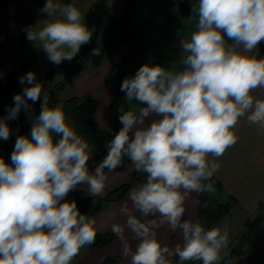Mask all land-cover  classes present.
<instances>
[{
  "label": "clouds",
  "instance_id": "obj_1",
  "mask_svg": "<svg viewBox=\"0 0 264 264\" xmlns=\"http://www.w3.org/2000/svg\"><path fill=\"white\" fill-rule=\"evenodd\" d=\"M39 11L47 14L43 26L23 31L50 62L71 61L90 42L92 30L74 5L46 0ZM192 13L198 22L190 37L180 40L182 70L149 63L123 80L125 100L144 106L120 115L122 127L106 143L107 155L94 172L89 171L90 145L68 123L63 105L49 107L48 92L33 71L20 77L28 86L0 118V139H9L8 121L29 111V101L43 96V102L30 134L17 137L11 163L0 158V264H72L95 242L96 221L65 198L81 184L88 185L90 195H101L107 173L122 166L125 156L146 181L129 196L140 218L125 204L119 209L125 223L111 225L122 255L130 264H172V257L178 264H220L229 233L182 219L184 205L192 192L214 191L216 160L237 143L241 118L264 133V99L252 95L264 88V57L258 58L264 0H198ZM91 55L100 56V49ZM153 115L161 118L146 125ZM165 224L182 235L174 248L157 239L156 230ZM126 231L138 241L135 249Z\"/></svg>",
  "mask_w": 264,
  "mask_h": 264
},
{
  "label": "crops",
  "instance_id": "obj_2",
  "mask_svg": "<svg viewBox=\"0 0 264 264\" xmlns=\"http://www.w3.org/2000/svg\"><path fill=\"white\" fill-rule=\"evenodd\" d=\"M60 2L64 4L63 0H60ZM126 2L127 0H71L69 2L81 11L83 17H86L85 13L88 17L89 29L92 30V36L90 42L85 44L86 46L96 43L107 36L108 28L122 15ZM45 3L46 0H6V4L0 6V9L3 8L2 19H0V51L11 45L19 33H23V29L26 26L33 25L37 27V22L47 16L46 13L39 11ZM183 3L189 7H193L198 3V0H137L133 14V25L136 34L131 41L126 42L111 58L104 60L99 67L90 66L72 75L47 77L51 80H57L58 84L63 85L60 89H56L59 92H63L66 89L67 83H73L77 90L70 97L78 96L81 99L88 97L96 98L99 92L109 89L115 98L113 99V96L111 98L105 96V99L108 97L107 102L110 104L109 111H101L102 101L96 98L98 100V107L93 116V125L96 129L100 130H108L115 127L119 122L124 105L119 106L117 109L111 107L112 102L121 95L119 87L111 80V69L116 63L127 58L134 60L137 69L136 59H138L131 54L122 55V58H116V56L128 52L129 43H133L134 47L139 49L138 52L135 49L136 53L142 52L147 58L145 62L140 63L142 66L144 64H151L153 61H159L160 65L166 69L173 71L182 70L183 65L180 63V59L183 52L180 40L189 38L191 33L196 30L198 22V19L193 15H180L179 9ZM84 46H81V48ZM10 61L7 60L5 62L6 67H8ZM87 65L89 64L87 63ZM1 67L3 68L4 66L2 65ZM138 67L140 68L141 66ZM252 95L255 98L264 99V88L254 90ZM8 96L10 94L4 93L0 98V102ZM36 104H33L30 111L31 118L29 119H32L34 115ZM143 106L139 104L137 109L131 110L129 108V110L138 113L139 109ZM159 118L161 117L149 116L146 118L145 124L150 125L153 119ZM67 121L75 129L69 117H67ZM235 131L239 139L233 147L226 150L223 156L217 158L216 162L220 164V168L215 173V176L222 183L220 189H224L228 196L232 195L237 199L238 203L233 205L232 210L241 209L245 213L254 214L264 208V133L259 130L257 125H250L246 117L240 119ZM103 152H108L106 144L101 147L90 146V156L94 155V158L90 157L89 159V162L93 165L89 169L90 172H94V165ZM134 170V165L130 161L113 172L107 173L108 179L105 188L115 178L123 179L126 177L129 180L124 183L131 185V189L126 195L128 196L132 188L136 186L133 177ZM105 171L107 172V170ZM77 187H80L89 194L87 184H81ZM106 189L109 192L111 191V188ZM184 206V220H188V212H190L192 222L198 221L200 193H190ZM152 218L149 217V219ZM162 227L163 225L156 230L157 233L163 230ZM179 234H181L179 231H172L168 237L165 236L163 245H175L176 242L174 240L177 239ZM160 236V234H157V239L162 243ZM76 258L77 256L73 260L77 263ZM231 264H264V238L257 241L250 238L245 244L236 248L235 254L232 255Z\"/></svg>",
  "mask_w": 264,
  "mask_h": 264
},
{
  "label": "trees",
  "instance_id": "obj_3",
  "mask_svg": "<svg viewBox=\"0 0 264 264\" xmlns=\"http://www.w3.org/2000/svg\"><path fill=\"white\" fill-rule=\"evenodd\" d=\"M70 1L71 0H63V3L68 4ZM5 4L6 0H0V6H4ZM136 4L137 0H127L122 15L108 28L107 36L96 43H92L86 46V49L90 53L94 48L98 47L101 52L100 56H92V61L89 65H87V62L83 57L75 56L71 61L65 60L62 61L59 65L54 66L48 76L53 77L56 75L77 74L90 66L99 67L104 60L111 58L118 49H120L126 42L131 41L135 37L136 32L133 25V14ZM179 13L181 16L193 15L194 17H196L195 14L192 13V7H189L184 3L180 6ZM196 18L198 19V17ZM23 36L24 33H19L18 39H22ZM228 43H231V41H228ZM259 57H264V48H258V58ZM151 64H160V62L153 61ZM136 71L137 69L134 60L131 58L124 59L116 63L112 67L110 74L111 80L115 84H117L120 89L123 80L126 77H130V75ZM57 86L60 89L63 85L58 84ZM48 95L49 107H54L59 103V100L55 96H53L52 94ZM125 95L126 94L124 92H121L120 97L112 102L111 107L117 109L119 106L124 105L123 112L129 111V102L125 100ZM42 102L43 96L36 104L32 119H27L22 113H19L17 119H19L24 124V135L30 134L32 121L36 116L39 115ZM62 105L63 111L65 112L66 116L69 117L73 122L77 134L82 136L90 146L101 147L105 145L108 141L114 138L115 134L122 127L120 120L115 127L108 130H100L94 127L93 116L95 115L98 107V100L95 97L81 99L78 96H72L63 101ZM55 139H59V137H55ZM8 153V147L4 142L2 143L0 139V158H6ZM106 155L107 152H103L99 156L97 163L94 165V168L103 160ZM128 162H130V159L125 156L123 164H126ZM88 164L89 169L93 167L90 162H88ZM133 177L136 185L146 181V174L137 172L136 170H134ZM210 182L213 184L214 189H219L222 187L221 181L215 176V174ZM130 189L131 185L129 183H123L111 190L105 196H92L86 193L80 187H77L70 191L68 197H66L65 199L68 201L74 200L77 203V207L82 214H86L87 216H95L99 214L104 206L111 205L114 202L122 200L127 195ZM235 203H238V201L232 195H229V201L220 202L216 198L214 191L212 193L201 192L198 221L204 226L206 230L211 229L214 226L218 225L223 217L229 214ZM135 216H137V218H140V213L136 212ZM250 238L251 237L245 240L243 244L250 240ZM114 239V234L110 231L105 233H96L95 242L88 247H106L110 245L114 241ZM171 261L172 264H178V257L171 258ZM194 262H186V264H193ZM102 264L123 263L121 257L109 256L102 261Z\"/></svg>",
  "mask_w": 264,
  "mask_h": 264
},
{
  "label": "rangeland",
  "instance_id": "obj_4",
  "mask_svg": "<svg viewBox=\"0 0 264 264\" xmlns=\"http://www.w3.org/2000/svg\"><path fill=\"white\" fill-rule=\"evenodd\" d=\"M2 12H3V8L0 9V19H2L1 18ZM85 16L86 17H84V22L87 23L86 25L89 28V21L86 13ZM44 19H47V16L43 17L40 21L37 22L38 23L36 27L37 29L43 26ZM23 33L24 36L22 37V39L19 40L18 37L15 38V41L11 43V45H9L6 49L0 51V64L1 66L2 65L4 66L3 68L0 66V98L4 93L10 94V96L3 98V101L0 102V118H4L7 115V110L9 109V107L14 106L13 97L18 93H22L23 89L28 86L27 84H21L19 81H20V77L25 75L29 71H33L35 73L37 82H41L43 84L44 89L47 90L48 94H52L59 100V104H62L63 101L68 99L71 95H73V92H76L77 90L76 87L73 85V83L71 84L67 83L68 86L63 92H59L58 90L56 91V89H59V87L57 86L59 82H57V80H51L47 77L48 76L47 74L51 72L52 68L56 66V64L49 61L47 54L43 51L42 48L37 47L35 45V42L29 41L26 38L25 31H23ZM259 46L258 48H264V41H262L259 44ZM128 48H129L128 52L123 54L121 53L120 55L116 56V58H122V55L125 56L126 54H131L133 57L138 58L136 59V61H137V69H139L138 66H142L140 63L145 62L147 60L145 54L142 52L139 54L136 53V50L138 52L139 49L134 47L133 43H129ZM76 56L83 57L88 64L91 63L92 55L86 49V45L80 49L79 53ZM7 60H11L9 62L8 67H6L7 65L5 64ZM16 68H17L16 75L12 80H9L8 79L9 75ZM135 73L136 72L132 73L130 76H134ZM98 94L99 95H97L96 98L102 101L101 111L104 110L109 111L110 104L107 102L108 97L107 99H105V96H109V98H111V96H113L111 91H109L108 89L107 91H101ZM112 98L114 99L115 96H113ZM28 103L30 105V110L27 112L21 110L20 112L27 119L31 118L30 111L32 110L33 107V103L31 101H29ZM129 105L131 110H135L139 107V103L137 101H132L130 102ZM33 112H34V108H33ZM8 125L11 130L10 137L7 140L1 139V142L2 143L4 142L5 145L8 147L9 153L7 157L4 158V160L10 164L11 154L14 150L15 141L18 136L24 135L25 127L24 124L19 119L9 120ZM90 157L94 158V155ZM128 180L129 179H126V177H124L123 179L115 178L112 181V183L107 185L108 187L106 188H111L110 190H112L113 188L121 185L124 182H127ZM106 188L104 189V192L101 195L105 196L109 192ZM214 194L220 202L229 201V196L224 191V189L215 188ZM129 196L130 194L126 196L123 200L117 201L116 203L111 205L104 206L103 209L100 211V213L95 216H88L89 218L95 219L96 232L105 233L107 231H111V225L113 223L124 224L127 217L120 214L119 209L121 206L125 204L128 206L129 209L132 210L133 214L136 213L134 206L131 200L129 199ZM223 218L224 219L221 220L220 224L214 226L216 228L221 229L222 231L226 230L229 233V245L227 248H224L220 252L221 258L226 253L231 252V255L235 254V249L239 248V246H241L245 240L249 239V237H251L252 240L255 239L256 241L264 238V208H262V210L257 211L254 214L245 213L241 209L238 210L234 209L231 210L229 214H227V216ZM188 220L192 221L190 212H188ZM162 229H163L162 231H159L157 233L161 235L160 238L162 241L161 243L162 246H168L169 248H174L177 243H182V235L179 234L177 239L174 240V242H176L175 245L173 246L163 245L164 243L163 240L165 239V236L168 237L169 234L172 232V230L169 228L167 224L163 225ZM125 234L132 248L135 249V246L138 243V241L133 239V234L130 231H126ZM121 246H122L121 242L116 235L114 241L105 248L92 249L86 246L82 248L79 254L77 255L76 258L77 263L101 264V261L106 256H112V257L119 256L121 257L123 264H130V257L126 258L122 255ZM77 263L74 260L72 261V264H77ZM193 264H202V262L195 261Z\"/></svg>",
  "mask_w": 264,
  "mask_h": 264
},
{
  "label": "water",
  "instance_id": "obj_5",
  "mask_svg": "<svg viewBox=\"0 0 264 264\" xmlns=\"http://www.w3.org/2000/svg\"><path fill=\"white\" fill-rule=\"evenodd\" d=\"M16 73H17V70H16V71H13V72L9 75L8 79H9V80H12L13 77L16 75ZM231 262H232V256H231L229 253H226V254L221 258L220 264H231Z\"/></svg>",
  "mask_w": 264,
  "mask_h": 264
}]
</instances>
